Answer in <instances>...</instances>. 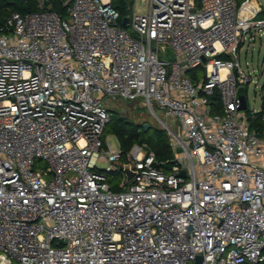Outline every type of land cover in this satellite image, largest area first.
Instances as JSON below:
<instances>
[{"label": "built area", "instance_id": "1", "mask_svg": "<svg viewBox=\"0 0 264 264\" xmlns=\"http://www.w3.org/2000/svg\"><path fill=\"white\" fill-rule=\"evenodd\" d=\"M35 1L0 30V264L264 263V87L255 125L239 61L264 6L126 1L121 17L63 0L64 17ZM118 99L145 106L173 158L103 136Z\"/></svg>", "mask_w": 264, "mask_h": 264}, {"label": "trees", "instance_id": "2", "mask_svg": "<svg viewBox=\"0 0 264 264\" xmlns=\"http://www.w3.org/2000/svg\"><path fill=\"white\" fill-rule=\"evenodd\" d=\"M48 4L44 9H48L65 17V8L62 6L63 0H47ZM127 0H116L114 7L120 12L121 17L128 13ZM241 1V0H237ZM39 7L35 0L24 2L22 0H0V30L4 27L8 17L13 12L24 13L39 11ZM1 32V31H0ZM244 93V90L240 92ZM217 95L212 97V105L217 109ZM246 114H250L246 111ZM261 113L255 117H249V120L255 125H260ZM144 124H134L120 114L111 117L110 122L106 126L108 133L114 135L120 145L122 152L129 151L134 145H145L144 151L146 154L153 153L157 161H166L173 158L171 142L162 129H151L150 126L144 130ZM115 174V173H114ZM264 254V251H263ZM263 264V263H261Z\"/></svg>", "mask_w": 264, "mask_h": 264}, {"label": "rangeland", "instance_id": "3", "mask_svg": "<svg viewBox=\"0 0 264 264\" xmlns=\"http://www.w3.org/2000/svg\"><path fill=\"white\" fill-rule=\"evenodd\" d=\"M129 3H134V11L136 13H144L148 0H127ZM237 5L241 1L235 0ZM264 6V0H257ZM258 18H261L259 16ZM68 18H66L67 20ZM254 37L251 41H245L239 48V61L243 70L249 71L254 76L257 85L251 84L247 90V112L251 115L254 111L257 113L261 109L260 88L264 87V36L259 37L258 33L253 34ZM105 107L111 114V117L120 114L122 117L134 124H147L151 129H159V122L148 112V110L141 104V102L130 103L128 101L118 99L116 101H105ZM160 116V112L156 114ZM161 129V128H160ZM175 129V128H174ZM106 127L103 136H111ZM111 143L114 141L111 138ZM41 164L40 162H37ZM101 168L107 167L106 164L99 165ZM107 182L113 186L122 183V177L119 173H112L107 175ZM264 264V263H263Z\"/></svg>", "mask_w": 264, "mask_h": 264}, {"label": "water", "instance_id": "4", "mask_svg": "<svg viewBox=\"0 0 264 264\" xmlns=\"http://www.w3.org/2000/svg\"><path fill=\"white\" fill-rule=\"evenodd\" d=\"M127 20L124 19L123 22L125 23ZM240 102H241V105L239 107L240 110H245L246 109V102H245V99L243 96H240ZM149 127V125L147 124H144V130H147ZM180 150L177 149L176 152H179ZM118 168L119 169H122L125 176H126V182H129L135 175V173L130 169V166L129 165H125V166H122L121 164H117ZM182 175H184V173H182ZM194 264H201V257L200 256H197L196 259H195V262Z\"/></svg>", "mask_w": 264, "mask_h": 264}]
</instances>
